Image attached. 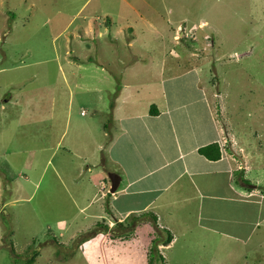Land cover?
Segmentation results:
<instances>
[{"label": "rangeland", "instance_id": "1", "mask_svg": "<svg viewBox=\"0 0 264 264\" xmlns=\"http://www.w3.org/2000/svg\"><path fill=\"white\" fill-rule=\"evenodd\" d=\"M118 2L0 0V264H25L35 251L40 253L33 264H147L148 243L158 234L166 239L148 215L109 228L103 221L84 224L82 215L73 219L70 201L81 203V191L68 178L83 161L65 151L93 152L89 139L107 119L115 84L113 77L110 83L96 77L95 62L107 64L103 69L120 79L124 64L118 61L139 53L126 45L130 29L116 32ZM140 2L157 9L155 23L180 25L177 33L187 34L185 44L197 48L202 59L203 79L220 93L218 103L224 99L244 149L264 166V0H135L133 5ZM109 39L113 47L104 45ZM76 55L94 65L91 75H75L74 82L65 60ZM96 84L99 93L92 89ZM95 107L102 117L92 115ZM223 245L225 256L215 253L213 260L245 264L242 247ZM156 258L153 264H159Z\"/></svg>", "mask_w": 264, "mask_h": 264}, {"label": "crops", "instance_id": "2", "mask_svg": "<svg viewBox=\"0 0 264 264\" xmlns=\"http://www.w3.org/2000/svg\"><path fill=\"white\" fill-rule=\"evenodd\" d=\"M133 1L119 0L115 28L121 33L131 30L126 45L130 52L137 48L139 53L131 55L132 60L122 57L118 61L124 64L120 79L115 72L103 69L109 67L107 64L95 62L96 77L108 83L113 77L115 84L109 92L112 104L105 114L107 119L99 124V135L88 140L94 142L88 144L94 150L81 153L64 148L83 161L77 174L68 178L81 191V203L70 201L76 210L72 218L75 221L82 215L84 224L103 221L109 228L125 223L132 215L150 213L156 217L159 233L167 236L169 232L171 236L168 245H157L163 264H200L204 259L207 264H223L213 256H225L223 244L227 242L243 248L245 264H261L264 166L244 149L227 119L224 99L218 103L220 93L203 79L197 48L185 44L187 34L177 33L180 25L173 29L168 21L165 25L155 23L153 13L157 9L142 2L133 5ZM114 25L112 22L109 28ZM105 44L114 46L111 39ZM96 46L100 48V43ZM146 58L148 63H142ZM67 60L68 77L74 82L84 74L91 75L94 64H85L90 59L76 55ZM92 89L97 93L102 90L98 84ZM68 95L71 97L69 91ZM150 106L156 108L154 115L149 112ZM92 110L97 112L94 117L104 115L96 107ZM211 144L219 147L217 160L198 152ZM111 172L120 182L109 195L105 186L110 188L106 176ZM92 187L98 188L96 192H90ZM82 229H74L71 235ZM59 245L65 247L63 242ZM150 246L151 241L144 251L146 258ZM232 252L230 248V257Z\"/></svg>", "mask_w": 264, "mask_h": 264}, {"label": "trees", "instance_id": "3", "mask_svg": "<svg viewBox=\"0 0 264 264\" xmlns=\"http://www.w3.org/2000/svg\"><path fill=\"white\" fill-rule=\"evenodd\" d=\"M142 63L147 64V58L146 61L143 60ZM149 112L152 113L153 115L156 112V108L155 106H150L149 108ZM199 154L203 155L204 157H206L209 160H217L220 158V151H219V147L216 144H211L208 146H204L198 149ZM139 215H148L150 216L151 220L153 221V223H156V217L153 214L150 213H141ZM137 217L136 215H132ZM98 224V223H97ZM122 223H120L121 225ZM107 227V226H106ZM167 236L166 239H160V235L158 234V238H156L154 241H152L151 246H150V250H149V260L148 263L149 264H153V262L155 261V257H157L159 259V264H163L164 262V258L161 256V254L159 253L158 249H157V245L159 243H162L163 245H168V243L171 241V236L169 234V232H166ZM13 250V249H11ZM38 255V252L35 251L33 253H31L30 257L27 258L25 264H32L35 260V257ZM156 258V259H157Z\"/></svg>", "mask_w": 264, "mask_h": 264}, {"label": "water", "instance_id": "4", "mask_svg": "<svg viewBox=\"0 0 264 264\" xmlns=\"http://www.w3.org/2000/svg\"><path fill=\"white\" fill-rule=\"evenodd\" d=\"M108 178H109V181H110L109 192L110 193H114L117 190V187H118L119 182H120V178L114 172L109 173L108 174Z\"/></svg>", "mask_w": 264, "mask_h": 264}]
</instances>
